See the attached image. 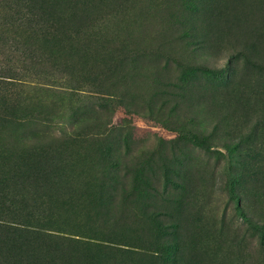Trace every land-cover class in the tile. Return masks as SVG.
<instances>
[{
    "label": "rangeland",
    "instance_id": "obj_1",
    "mask_svg": "<svg viewBox=\"0 0 264 264\" xmlns=\"http://www.w3.org/2000/svg\"><path fill=\"white\" fill-rule=\"evenodd\" d=\"M0 224V264H264V0H0Z\"/></svg>",
    "mask_w": 264,
    "mask_h": 264
},
{
    "label": "trees",
    "instance_id": "obj_2",
    "mask_svg": "<svg viewBox=\"0 0 264 264\" xmlns=\"http://www.w3.org/2000/svg\"><path fill=\"white\" fill-rule=\"evenodd\" d=\"M29 1V0H28ZM42 13V12H41ZM29 14H31V11L29 12ZM0 227H4V224H0Z\"/></svg>",
    "mask_w": 264,
    "mask_h": 264
}]
</instances>
